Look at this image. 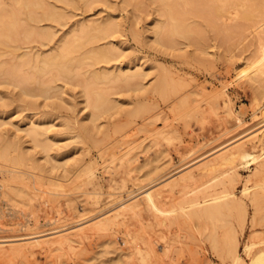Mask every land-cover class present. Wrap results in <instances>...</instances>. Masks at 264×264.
<instances>
[{
	"label": "rangeland",
	"instance_id": "1",
	"mask_svg": "<svg viewBox=\"0 0 264 264\" xmlns=\"http://www.w3.org/2000/svg\"><path fill=\"white\" fill-rule=\"evenodd\" d=\"M158 1L90 0L86 4L84 0H45L46 6L62 11L63 18L29 22L23 19L27 8L0 0V8L5 5L0 22L7 21L11 13L13 21L19 16L21 23L19 26L16 18L18 26L5 30H11V40L3 36L0 42V65L6 67L26 52L53 51L78 23H113L110 35L84 41L76 47L79 50H73L72 56L80 59L74 65L75 76L59 77L46 95H26L6 74H0V151L5 149L7 156L0 157V182L13 185L5 190L15 202L7 204L0 196V236L36 232L9 238L10 242L0 238L6 239L0 241L2 246L10 249L6 255L0 254V264H232L224 236L235 230L245 262L256 244L250 251H244L245 245L264 237V224L253 223L254 206L249 194L241 191L245 184L250 185V192L259 191L257 184L264 183V172H255L256 161L241 164L233 184L235 196L246 209L243 228L236 222L238 208L222 216L228 220L226 225L222 219L216 227L210 221L196 220L188 207H181L193 197L195 184L188 177L180 179L252 134L242 131L253 123L264 102V93H260L264 90V31L253 29L243 13L258 4L254 5L255 0H238L237 4L229 0L225 7L217 0H171L172 15L190 31L166 32L157 41L155 25L171 21L168 8L162 11L165 7ZM256 2L264 7V0ZM236 6L240 14L235 12ZM42 10L38 8L36 13ZM27 22L29 26H25ZM30 26L31 30L52 31V38L28 34ZM96 47L116 50L109 60L92 64L87 57ZM120 67L141 68V84L107 79L91 83L96 92L106 90L114 105L101 109L92 120L82 94L83 82L93 71ZM27 71L26 67L21 72ZM43 78L52 81L51 74ZM161 79L166 88L159 86ZM30 122L46 129L42 137L47 150L22 130ZM248 142L250 148L257 146L255 141ZM226 169L221 165L215 171L218 176L208 183L225 179ZM143 185L141 190L148 187L159 193L161 207L175 209L167 214L168 219L154 217L143 203L125 207L114 216L120 208L118 199ZM220 188L216 185L215 190ZM231 223L234 229L230 231ZM66 225L75 228L72 240L54 242L52 239L66 232ZM54 226L58 228L51 229ZM213 228L220 241L216 249L207 236ZM149 241L159 255L145 256Z\"/></svg>",
	"mask_w": 264,
	"mask_h": 264
},
{
	"label": "bare ground",
	"instance_id": "2",
	"mask_svg": "<svg viewBox=\"0 0 264 264\" xmlns=\"http://www.w3.org/2000/svg\"><path fill=\"white\" fill-rule=\"evenodd\" d=\"M12 1L18 5H22L25 8H27L28 12L26 13L25 17H23V19L27 20L29 22L30 21H34V22L40 21L43 19L61 20L63 18V15H64L63 12L60 11L59 9H57L55 6H50V7L46 6L45 0H12ZM60 1H67V0H60ZM84 1L87 4V3H89L90 0H84ZM170 1L171 0H159L158 1L163 5V7H165L162 11H167L166 8H168L169 16L166 14H165V16H168L171 19V21H168L169 24H167V25L162 24L165 21L155 25L154 31L156 33V40L157 41H159V35H162V34L165 35L166 32L177 33V34L181 33L182 34L185 31H190V27L188 29L185 26V24L180 21V19H178L172 15L171 11L175 7L174 6H173L174 8L171 7L172 3L174 1L171 2V6H170ZM185 1L186 0H184V2ZM193 1H195V0H193ZM217 1L222 6L226 7L229 0H217ZM232 1L235 4L240 2L238 0H232ZM128 2H131V1H128ZM176 2L178 3V1H176ZM198 2H200V0ZM68 3H69V1H68ZM189 3H196V2L189 1ZM254 3H256L254 5L258 4L259 7H257L258 6L257 5L253 9L248 8L249 11L243 13V15H244L243 18H245L247 20H251L252 23L250 26H253V29H255V30L258 29L260 31H264V7L260 6V3H257L256 0L254 1ZM211 4H213V3H211ZM190 5H192V4H190ZM197 5L199 6V4H197ZM197 5H195V6H197ZM204 5H206V3H204ZM204 5H202V6H204ZM22 6H19V7H22ZM163 7H161V8H163ZM236 7H235V12L238 13V11L240 9L238 7H237L238 8L237 9ZM4 8H5V5H2V7L0 8V11ZM38 8L43 9L42 12H40L39 14L36 13L37 12L36 10ZM195 8H197V7H195ZM221 10H223V8ZM242 11H244V10H242ZM174 12H176V10H174ZM14 13H16V12H14ZM240 13L241 12L239 11V14ZM10 14H9L7 21L1 20V22H0V42L4 41L5 37L8 39L10 38L11 30H10V32L5 31V30L11 29L14 26V24L17 25V19H19L18 18L19 16L15 17L13 15V17H15V22H14L12 15H10ZM23 14H24V12H23ZM239 19L240 18H238V20ZM34 22H31L32 24L30 23V25H34ZM20 24L21 23H20V19H19V26H20ZM27 24H28V22H27ZM186 24H188V23L186 22ZM25 26H29V24L25 25ZM35 28L36 27H34V29L31 30V26H30L29 30H31V31H29L28 34L36 35V36H39V37L44 38V39H51L52 38V31H49L47 29H43L41 27H39V29L36 28L37 30H35ZM112 28H113V23H107V22L104 23L102 21H91V22H85V23L84 22L78 23L76 25V27H74L72 30H70L69 35L64 37L62 42L59 43L56 47H54L53 51H51L49 53H34L31 55L26 52L24 57H21L20 59L18 58L19 61H17L16 63H14L11 66L6 67L7 65L6 66L0 65V74H6V76H8L10 78V82H13L17 86H19L22 93H24L26 95H29V96H34L37 94L46 95L54 86H56L53 84V82L55 80H57L59 77L63 76V77L72 78L75 76L74 65L77 64L78 61H80V59H76V58H74V56H72V54H73L72 52H74L73 50L77 46H81V44L84 41H89V40L93 41V40L98 39V38L100 39V38L107 37L108 35H110ZM12 30H13V28H12ZM3 36H4V38H3ZM161 37H163V36H161ZM9 40H11V39H9ZM77 48H80V47H77ZM77 50H79V49H77ZM113 50H116V49L114 47H102V48L96 47L91 51V54L88 57L87 56H85V57H87L90 60V62H92V64L97 63L99 61H107L110 59L111 54H113ZM247 62H249V61H247ZM24 66H25V68L27 67V69H28L26 74H22V72H21L22 69H25ZM49 74H51V76H52V81L44 82V81L49 80L50 77H48L49 79L44 80L43 76L49 75ZM90 76H91L90 79L85 80L82 84V94L85 96L86 107H89L91 109V118H92V120H95V119H97L98 112L101 111V109L110 108V107H113L114 105L111 102L112 99L109 96V94H107L106 90L101 91V92L97 90L98 92H96V89L94 91L91 88L92 87L91 83H95L96 80L107 79L110 82L113 81V83L114 82H124V84L140 85L141 84L140 79L143 76V70L139 67L138 68L136 67L134 69L131 67H120L117 71L116 70L115 71H100V72L93 71ZM163 81L164 80L161 79V82H159V86H162V85L164 86ZM94 87H96V86H94ZM260 93H264V90H261ZM262 96H264V94H262ZM258 109H259V110H257L258 113L256 114V118L254 119L253 123L250 124L247 128H245V130L242 131V132L248 131L246 133L247 135L251 132L252 133L251 135H249L248 137H245L242 141H239L238 143L225 148L223 151L219 152L218 154H216L212 158L207 159L206 161H204L203 163L198 165L195 169L190 170L186 175H184L180 178L181 180H185L188 177V178H190V180L192 179L191 181H193V184H195L193 197L189 198V200L187 201L188 203L186 205H182L181 207L182 208L188 207L189 213L194 218H196V220L210 221V223L212 225H214V227H216V225H218V220H221V219L224 220V218H222V216L225 214V212L227 210L238 208L239 213L237 214L238 216L236 218V222H237V225L239 227H241V228L244 227L245 222H246V209H245L243 200L238 198V196H235L236 193L234 192L233 184H234L235 180H237V178L239 177V174H240L239 168H240L241 164H243V163L245 164L250 159L256 161V163H257V167H256V171H255L256 173L264 172V102H262L258 106ZM1 124H2V122H0V125ZM253 129H255V132L254 131L252 132ZM22 130L24 131V133L27 136H29L32 140L37 142V145L40 144L44 150L48 149V145L43 141V137H42L45 133V130H46L45 128L39 126L38 124L30 122L28 124V126L23 128ZM83 130L85 131L84 133H88L86 127H84ZM78 136H81V134L80 135L78 134ZM248 141H250V142L255 141L257 143V146L255 145L254 148L248 147L247 146L248 145L247 143H249ZM6 151L8 152V150H6ZM200 155H202V154H200ZM0 157H3V158L7 157L5 149L0 151ZM22 157L23 156L21 154V158ZM19 160H22V159H20V157H19ZM193 160H194V158H193ZM190 161H192V160H190ZM66 165H67L66 163L63 164L64 171L67 169ZM221 165L226 166L227 169L225 171L228 172L227 177L225 179H215L216 180L215 182L211 181L212 183H208L209 180L216 178L218 176L215 171L219 170V167ZM58 166H62V165L58 164ZM197 170H198V174L196 173ZM90 171H92V170L90 169ZM166 173H168V172H166ZM163 175H165V174H163ZM227 178H228V180H227ZM173 181H174V179H173ZM227 182H228V184H226ZM172 183L176 184L177 183L176 179ZM216 185H221V188L219 191H216L218 189L215 190ZM257 185H259V187H260L259 191L250 192L251 187H250V185H246V184L244 185V187L242 188L241 191L244 194H249V199H250L252 205L254 206L255 213H254V216L251 218L253 223H255L257 220H259L262 224H264V183H260ZM8 186H13V185H11V183H7L5 181L0 182V196L4 197V200L7 202V204L13 205L15 202L13 201L12 198L8 197V193L6 192V190H9V189H6ZM144 186L145 185L139 186V187H137L136 190H132V191L128 192L122 198L118 199V203H119L118 205L120 206V208L116 212H114L113 215L114 216L118 215L121 212V210L125 207H131V208L132 207L133 208L139 207V205L141 203H143L142 206L145 207L147 210H149L150 213H152V215L154 217L160 216L159 218H161V216H162V218L165 217V219H166L167 214H169L170 212L175 210V209H173V210L171 209L169 211V210L161 207V204H160L161 199L159 200V198H158L159 193L154 191L151 188H148V187L146 189L141 190ZM184 186L185 185H183V187ZM137 190H141V191H139V193L135 194V192ZM139 209H141V208H139ZM231 211H233V210H231ZM145 212H146V210H145ZM253 212H254V210H253ZM97 215H99V214H97ZM96 216H95V218H96ZM104 217H101V218L104 219ZM165 219H163V222ZM224 221H225V223H223V224L226 225V221H228V220H224ZM98 222H100V221H98ZM155 222H159V221H155ZM232 224L233 223H231L229 226L230 231H231V229L232 230L234 229L233 228L234 225H233V227L231 226ZM230 227H232V228H230ZM235 227H237V226H235ZM55 228H58V227L54 226V228H51V229H55ZM72 228H74V226H72V225L67 226L66 229L64 228L66 232H64L62 236L60 234H58L59 236L55 237L52 240H54V242L55 241L60 242L61 244L72 240L70 237L72 235V232H73ZM69 229H71V230H69ZM214 229L215 228H213L207 234V236L211 241L210 243L212 244V247L216 249L220 246V241H219L218 237L216 236ZM56 230H53L51 232H56ZM229 230L226 232H229ZM51 232H50V234H51ZM32 233H36V232L30 231L29 233L26 232L25 234H20V235L9 234L7 236H5V235L0 236V238H6L10 242V240H12L13 237H15V236L16 237H18V236L25 237L24 235L28 236V235H31ZM53 234H55V233H53ZM222 234H225V233L222 232ZM9 238H12V239H9ZM6 239H4V240L0 239V241H5ZM223 240L225 241L223 243L227 249L226 251H227V253L231 259L232 264H264V237H262L259 241L251 240L250 243H247L245 245L244 251H250L251 248L254 247V245L256 244L255 249L251 252V256L249 257L250 259L248 262H245L243 257L241 256V252L239 250V243L240 242H239V238H238L235 230H233L231 233L229 232V234L224 236ZM33 241H35V240H33ZM54 242H52V243H54ZM20 243H22V242H20ZM37 243H39V242H37ZM0 244H1V242H0ZM2 244H4V242ZM2 244L0 245V254L6 255V253L10 249L9 250L6 249L5 246L4 247L2 246ZM36 245H38V244H36ZM165 248H162V249L165 250ZM14 249H16V248H11V250H14ZM153 249L154 248H152L150 241H149V243H146L145 253H144L145 256L146 257L156 256L158 254L157 253L158 251L156 252L157 254L156 253L154 254L155 249L154 250Z\"/></svg>",
	"mask_w": 264,
	"mask_h": 264
}]
</instances>
